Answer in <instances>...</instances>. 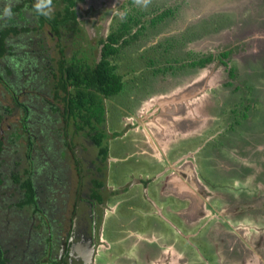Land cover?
I'll return each mask as SVG.
<instances>
[{"label": "rangeland", "instance_id": "1", "mask_svg": "<svg viewBox=\"0 0 264 264\" xmlns=\"http://www.w3.org/2000/svg\"><path fill=\"white\" fill-rule=\"evenodd\" d=\"M15 1L0 0V11ZM116 1L120 0L90 5L98 9L95 20L89 21V29L92 22H100V27L111 24L115 27L122 20L117 13L123 11L125 5L128 13L141 16L146 29L138 41L113 58L123 87L118 95L109 99V118L105 125L101 123L98 127L105 128L104 138L108 139L107 134L114 131L111 122L124 114L128 102L138 100L144 90L149 98L163 103L173 101L174 104L165 106L166 113L175 115L180 111L175 122L180 120L183 125L176 140L162 136L165 142L153 136L154 129V132L148 129L150 135L142 128L144 141L162 149L165 155L153 154L145 145L135 148L140 137L138 132L129 131L112 143L106 141L107 147L110 146L109 181L116 192L106 194L109 198L104 229L107 227V230L102 235L106 241L104 246L111 250L102 246L99 263H109L106 262L109 258L116 264H172L180 259L184 264H264V0H240L234 11L216 6L223 0H217V4L215 0H149L146 7L137 5L136 0L128 4L127 1L115 4ZM252 3L257 5L252 6ZM166 8L170 9V15L152 24L150 19ZM19 13L21 22L31 23L30 10ZM46 27L28 36L42 42L41 38L47 37ZM28 40L17 37L13 42L20 45ZM232 41L238 43L228 49L233 54L224 58L227 66L217 57ZM45 43L51 47L50 56L55 57V39L45 38ZM23 50L27 53L28 48ZM188 50H192L191 53ZM203 51L215 55V59L204 67L184 65L191 56L201 55ZM17 55L19 62L28 57L24 53ZM165 65L172 69L153 71ZM25 66L24 63L21 68ZM230 67L235 68L238 80L228 81L226 70ZM23 75L24 81L28 77L24 85L29 95L22 98L16 94V100L26 101L32 111L29 116L0 82V133L5 136L1 160L16 171L32 168L27 155L29 136L34 133L37 136L31 147L34 149L30 151L32 159L35 156L45 159L48 138L50 134L58 138L61 126L56 113H52L46 103L52 99L48 88L38 90L50 81L49 72L38 66L30 76ZM183 75L184 80L177 79ZM177 102L179 104H175ZM23 114L30 128L35 129V132L30 130L29 135L20 119ZM170 133L172 131L167 130V135ZM7 135L13 136L8 143ZM125 156L127 159L122 160ZM144 178L148 181L142 182ZM6 190L16 193L12 185ZM18 193L21 194L20 189ZM3 200L0 196V207L6 210L8 205L6 208ZM7 211L11 221L19 218L13 210ZM22 211L26 213L27 209L22 208ZM200 211L205 216L190 218ZM6 215L0 217V221L9 218ZM6 226H0V247L5 255L15 246V236L13 232H6ZM157 229H162L165 236L155 235L157 240L150 245H161L162 249L173 243L174 246H169L179 255L177 259L171 257L174 253L171 248L164 259L160 255L144 261V257L139 256V248H144L146 241L132 233L151 238L147 235ZM131 254L133 260L125 263V258H130Z\"/></svg>", "mask_w": 264, "mask_h": 264}, {"label": "flooded vegetation", "instance_id": "2", "mask_svg": "<svg viewBox=\"0 0 264 264\" xmlns=\"http://www.w3.org/2000/svg\"><path fill=\"white\" fill-rule=\"evenodd\" d=\"M110 1L113 0H73L72 3H70V0H56L54 2V13L51 18L37 16L33 9L28 6V0L11 2L13 16L6 20H0V31L4 27L14 26L17 33H9L4 38V55L0 58V76L3 81L0 82L5 84L6 88L10 90L11 97L16 103L23 104V106L26 107L25 109H22L24 114L29 116L30 112H32L30 106L26 104V101L23 99L21 100V98L20 100H16V94L22 95V98L23 96L26 97L29 95V92L25 89L27 85H24L28 77L25 81L22 80L24 73H27L30 76L32 71L36 70L38 66L43 68L44 65H46V70H49L50 66L52 68V65L55 66L52 70H49L50 81L44 85V88L41 87L38 89H43L44 91L46 90L45 88H48V92L52 94L55 85L61 81L60 78L62 73H60V69L58 68L61 61L65 62V60H72V55L77 57L79 61L81 59L82 61H86V63L99 61L101 50L107 41L109 33L116 28L119 22L127 15H132L127 12V5H125L122 9L127 12V15L120 20L115 27L112 24L110 27L109 25H103V27H100V22H92V26L89 29V21L95 20L94 17L97 16L96 13L98 9L94 5L93 7H90V5L93 2L108 3ZM124 1H127L126 4L129 3V0H120L116 1L115 4ZM215 1V4H217V0ZM239 2L240 0H223L222 4L216 6L218 8L222 7V9L234 11L238 7ZM247 5L248 7H251V5ZM256 5V3H252V6ZM66 6H68V12L74 14V23L67 22L62 26H64L63 28H67L68 26H71V24H74V35H70L69 32L62 35L63 31L61 32V35H58L51 31L55 19L57 21L61 18L60 14L56 16L58 10H64ZM24 9L30 10L32 16L30 24L23 23L20 20L21 15L19 12ZM141 20L143 25L140 23L139 26L137 25L136 29L141 30L143 34L146 29V24L144 25L145 21H143L142 18ZM43 26H47V37H42V42H36L37 39L34 40L31 36H28L29 33L34 34V32L41 30ZM23 28H27V30H23ZM28 30L29 32L27 33ZM245 30L246 29L244 28V33ZM245 36H247L246 33ZM17 37H26L30 40L19 45L13 42L14 38ZM45 38L51 40L55 39V57L50 56L51 52L49 50H51V47L45 43ZM136 40L138 41L139 38ZM240 41L241 43L243 42L242 39ZM235 43L238 42L232 41L223 51H227ZM129 45L130 44L127 46ZM127 46H124L122 49ZM20 47H23V49L28 48V51L29 49L31 50L29 53L28 51L26 53L23 49H20ZM61 48H64L62 49V54ZM122 49H120V52ZM191 51L192 50H188V53H191ZM120 52L118 54H120ZM221 52H219L218 55ZM17 53H24L26 56L28 55V57H26L25 60V57H23V61L19 62L18 60L20 58ZM232 54L233 52L229 50L228 56ZM201 55L212 56L213 54H207V52L203 51L201 52ZM213 56L215 57V55ZM228 56H225L224 58H228ZM193 58L194 56H191V59H188L187 62H191ZM30 60L31 63L29 62ZM112 62L115 63L114 61ZM24 63L26 64L25 68H21V65ZM65 63L66 65L68 64V62ZM225 63L223 64L227 65ZM230 68H227L226 70L229 79L228 81L232 82V80H238L235 78L236 76L234 73L230 75ZM115 69L118 72L117 65ZM169 69H172V67H169ZM232 69L235 70V68ZM16 70L17 73L20 74H17ZM19 70L21 72H19ZM167 70L168 69H166V71ZM15 74L16 77L14 78ZM65 77L66 76L64 75V78ZM185 77L186 76L183 75L177 77V79L184 80ZM14 84H16V87L12 86ZM177 84L179 85L178 82ZM66 88L70 90V86H66ZM178 90H181V88ZM59 94L62 95L63 92L60 91ZM146 95L147 94L144 90L143 95L138 97V100L132 99L131 102H128L124 114L111 122L114 131L107 134V136L109 135L108 139L104 138L105 128L102 129V127H98V125L101 123H104L105 125L106 119L109 118L110 113L108 101L110 97L102 98V100L100 99L102 103L101 119L98 122H95L94 119L90 117V121L92 122L90 127L87 125L88 123L84 124L80 118H77V122L74 123L72 116H66L64 118L61 115L59 139L55 138L56 136H53V134H50V137L48 138L49 143L47 144L49 148L47 146L45 147V159L43 157L37 158V156H35V159H32V155L29 154V157L31 158V169L23 168L20 170L19 168H16L17 170H20L16 171L14 168H11L10 165H5L4 161L1 160V156L4 152L3 143H5V136L3 133H0L1 145L3 146L0 151V196L4 198L3 204L6 208L8 205L7 209L13 210V214L15 213V215L19 216L18 219L14 218L13 221H11L8 214L9 211H7V209L3 210L0 207V217L5 216L6 214V216H9V218H3V220L0 221V226L3 227L7 225L6 232H10V234L13 232L15 236L13 241L15 246L10 249L9 254L5 255V252L0 247L1 257L6 259L5 264H100L99 253L102 246L108 251L111 250L110 247L107 248V245L104 246L106 241H104L102 235L107 228L105 227L104 229V221L106 220L105 212L107 211L106 204L109 198L106 197V194H113L116 192L114 187L109 188L110 185H114L109 181L110 146L107 147L106 141L112 143L113 139L123 137L129 131H132V133L138 132V136H140L138 138V143H140V140L142 139V143L154 153L152 146L147 144L148 142L143 139L144 128L147 131H149L148 129L151 131L154 129L156 133L153 131V136L156 138L159 137V141L163 140L161 138L162 136L165 138L173 137L176 140L177 136L182 132L180 130L183 125L182 122L180 120L177 123L175 122L176 115L180 114V111L176 109L177 112H175V115L172 113H166L167 110L165 109V106L174 104L173 101L163 103L153 97L149 98ZM33 97L35 98L37 95H33ZM154 99L156 101H154ZM50 101H52V99ZM59 103L61 105L58 103L56 104H58L59 107H62V102ZM175 104H179V102ZM174 107L176 108V105H174ZM61 110L64 112L63 108ZM24 114L20 119L21 121L26 120V122H28V119L27 117H24ZM85 114L86 113H84V115ZM125 116L128 117V119H124ZM30 130L33 132L35 129L33 127L32 129L30 128ZM167 130H171L172 133L167 135ZM100 133H102V136L99 135ZM9 136L7 135V143L11 141ZM98 137L101 138L100 141L95 140V138ZM32 138L33 140L37 138L35 133L32 134ZM162 142H165V140ZM104 146L106 147V151L103 148ZM136 147L138 148V145H136L135 148ZM33 149L34 147L31 148L30 151H33ZM124 149H127V147ZM157 150L160 153L162 149ZM160 154L165 155L163 151ZM127 157L128 156H125L122 160H126ZM143 161L146 163V160ZM42 166L44 167V170ZM25 169H28L30 172L28 175L32 181L34 194V201L23 208L27 209L26 213H24V211L18 206V203L23 197H25V195L21 189L20 181L14 179L15 173L26 175ZM147 177L151 178L149 176ZM143 181H148V179L144 178L142 182ZM10 185L16 189L15 194H10L9 191L6 190ZM18 189H20L21 194L18 193ZM203 216H205L204 212L200 211L198 214L195 213L191 215L190 218H202ZM203 222L208 221H202V223ZM259 240L260 238L256 239L257 243ZM108 261L109 263L106 264L117 263L115 260L112 261L107 258L106 262Z\"/></svg>", "mask_w": 264, "mask_h": 264}, {"label": "trees", "instance_id": "3", "mask_svg": "<svg viewBox=\"0 0 264 264\" xmlns=\"http://www.w3.org/2000/svg\"><path fill=\"white\" fill-rule=\"evenodd\" d=\"M55 1L56 0H53V3ZM132 1L133 0H129V2ZM72 2L73 0H70V3ZM32 4L33 0H28V6L32 8ZM169 13H171L170 9L166 8L162 12H159L158 14L153 16L150 19V22L153 24L162 17L170 15ZM59 14L61 18L57 21L55 19L52 24L51 31L58 35H61L62 31V35L66 34L67 32H69L70 35H74V24H71V26H68L67 28H63L64 26H62L67 22L74 23V14L72 12H68V6H66L64 10L60 11L59 9L56 16H58ZM41 21L43 20L41 19ZM140 23H142L141 16L135 17L132 15H127L122 21H120L117 27L109 33V36H107V41L105 42L101 50V57L99 61L86 63V61H82L80 59V62L77 57H74V55H72V60H65V62H68L67 65L64 61H61V63L59 64L60 66H58V68L60 69V73H62L60 78L61 81L58 82L57 85H55V89L53 88V92L51 94L52 101H46L52 113H56L57 122H61V115L64 118L69 115L73 117L74 123L77 122V118H80L84 124L88 123L87 125H89L90 127L92 125L90 117L93 118L95 122H98L101 119L102 103L100 99L102 100V98H111L113 95L118 94L123 87L122 76L116 71V64L112 62L113 58L119 55L118 53L120 52V49H122L124 46H127L128 44L133 43L140 37V34H142L141 30L136 29L137 25L139 26ZM23 30H27V28H23ZM9 33H17L16 28L14 26H7L0 31V58L4 55V38ZM62 49L64 48H61V54L63 53ZM228 54L229 50L223 51L218 55L217 59H219L220 62L225 63L224 57L228 56ZM214 59L215 57L213 55H198L194 56L191 62H187L184 65L204 67ZM169 67V65L157 66L156 68H154V71L165 72L166 69H169ZM44 68L46 69V65H44ZM49 70L46 71L49 72ZM233 73L234 70L230 68V75H232ZM64 75L66 76L65 78ZM0 81H3L1 76ZM113 82L116 84H114ZM66 86H70V90L67 89ZM60 91L63 92L62 95L59 94ZM56 102H62L63 106L59 107ZM16 104L23 109L26 108L25 106H23V104ZM62 108L64 112H62ZM84 113L86 114L84 115ZM26 117L27 116H25V118ZM56 118H54V120ZM22 122L23 126L26 128V133L29 135L30 124L26 122V120H23ZM99 135L102 136V133H100ZM10 136L9 138L11 139L13 136ZM95 140L100 141L101 138L98 137L95 138ZM1 144L2 142L0 140V151L1 148H3ZM32 144L33 138L30 136L28 139V156L29 154L31 155L30 149L32 147ZM103 148L106 151V147L104 146ZM25 172L26 175H23L21 173L14 175V179L20 181L21 189L23 191V194L25 195V197H23L22 200L18 203V206L19 208H21V210L22 208L26 207V205L34 201L32 181L30 176L28 175L30 172L28 171V169H25ZM5 261L6 259L2 258L0 253V264H5Z\"/></svg>", "mask_w": 264, "mask_h": 264}, {"label": "crops", "instance_id": "4", "mask_svg": "<svg viewBox=\"0 0 264 264\" xmlns=\"http://www.w3.org/2000/svg\"><path fill=\"white\" fill-rule=\"evenodd\" d=\"M147 134H150V133L148 132ZM140 141H141L140 143H138V141H137L138 148L144 147V145H145L144 143H142L143 142L142 139ZM140 144H141V146H140ZM147 144H149V142ZM153 146L155 147L154 144H153ZM153 146H152V148L154 149V151H153L154 153L153 154H156V155L159 156L160 153L157 150V147L154 148ZM123 148H125V147H123ZM119 155H121V154H114V156H119ZM116 160H118V159L116 158ZM119 160H121V159H119ZM178 174H180V172H178ZM149 234L150 235H147V236H152L151 238H148V237L143 236V235H137L136 233H134V234L132 233V235L135 236L136 238L139 237V238L144 239L146 241V243H145L146 245L143 246L144 248H139V251L141 252V255H139V256L144 257V261L148 260V259H151L154 256L159 258V256L161 255L163 257L164 254H166L167 251H169L168 248H171L169 245L171 244V246H174L173 243H170V244H166V246L164 245L165 247L160 249L161 245H159L160 247L159 246H155V245H149V244H152V242L155 243V241L157 240L155 235L158 236L160 234L161 236L162 235L165 236V232L163 230L161 231V229H160V230H156V231H151ZM137 240H138V242H136V243H139L140 242L139 239H137ZM172 242H173V240H172ZM157 243H159V240L157 241ZM160 244H162V243L160 242ZM163 244H164V242H163ZM171 250L174 252L173 248H171ZM139 251H138V253H139ZM176 256L178 257L179 255L177 253H175V252L171 254V257H173V258L174 257L176 258ZM163 259H164V257H163ZM126 260H133V254L130 255V258H125V263H126ZM174 262L175 261H173L172 264H174ZM142 264H144V263H142ZM157 264H159V263H157ZM175 264H184V263L180 259V260H176Z\"/></svg>", "mask_w": 264, "mask_h": 264}, {"label": "clouds", "instance_id": "5", "mask_svg": "<svg viewBox=\"0 0 264 264\" xmlns=\"http://www.w3.org/2000/svg\"><path fill=\"white\" fill-rule=\"evenodd\" d=\"M137 5L146 7L149 0H136ZM32 9L37 16H43L45 18H51L54 13L53 0H33ZM118 16L123 19L126 15V11H119ZM13 16L11 2L6 4L2 11H0V20H6ZM121 92V91H120Z\"/></svg>", "mask_w": 264, "mask_h": 264}, {"label": "bare ground", "instance_id": "6", "mask_svg": "<svg viewBox=\"0 0 264 264\" xmlns=\"http://www.w3.org/2000/svg\"><path fill=\"white\" fill-rule=\"evenodd\" d=\"M13 9V8H12ZM164 14V13H163ZM160 15H161V13H160ZM100 18V17H99ZM41 20V19H40ZM142 24V23H141ZM3 32V31H2ZM1 36V35H0ZM109 36V35H108ZM134 36V35H133ZM136 38V37H135ZM217 38V37H216ZM40 44V43H39ZM58 44V43H57ZM110 45V44H109ZM10 47V46H9ZM177 56V55H176ZM23 57V56H22ZM49 59V58H48ZM41 63V62H40ZM58 65V64H57ZM84 65V64H83ZM6 69V68H5ZM154 71V70H153ZM107 75V74H106ZM102 80V79H101ZM118 82V81H117ZM114 83V82H113ZM114 84H116V83H114ZM104 85V84H103ZM106 85V84H105ZM109 85V84H108ZM108 87V86H107ZM119 87V86H118ZM134 88V87H133ZM114 89V88H113ZM27 92V91H26ZM57 93V92H56ZM108 94V93H107ZM99 98V97H98ZM73 99V98H72ZM80 99V98H79ZM65 101V100H64ZM105 102V101H104ZM76 103V102H75ZM25 105V104H24ZM101 105V104H100ZM253 105V104H252ZM54 106V105H53ZM109 106V105H108ZM27 111V110H26ZM60 112V111H59ZM69 116V115H68ZM68 118V117H67ZM258 122V121H257ZM41 125V124H40ZM259 125V124H258ZM198 126V125H197ZM16 132V131H15ZM43 133V132H42ZM97 133H99V132H97ZM96 134V133H95ZM191 135V134H190ZM60 136V135H59ZM30 137V136H29ZM59 139V138H58ZM169 140V139H168ZM132 143V142H131ZM27 146V145H26ZM229 146V145H228ZM228 148V147H227ZM239 151H241V150H239ZM244 151V150H243ZM238 152V151H237ZM102 157V156H101ZM174 157V156H173ZM190 158V157H189ZM250 159V158H249ZM258 160V159H257ZM26 162V161H25ZM108 167V166H107ZM186 170V169H185ZM32 171V170H31ZM260 171V170H259ZM16 174V173H15ZM13 176V175H12ZM108 176V175H107ZM78 177V176H77ZM94 182V181H93ZM31 184V183H30ZM29 185V184H28ZM147 186V185H146ZM259 186V185H258ZM13 187V186H12ZM113 187V186H112ZM28 189V188H27ZM30 189H32V188H30ZM28 191V190H27ZM222 191V190H221ZM92 194V193H91ZM90 195V194H89ZM97 195V194H96ZM97 198V197H96ZM32 200V199H31ZM168 200V199H167ZM26 201H27V199H26ZM151 203V202H150ZM172 203V202H171ZM21 206V205H20ZM243 216V215H242ZM244 220V219H243ZM244 227V226H243ZM70 229V228H69ZM152 244H153V242H152ZM159 244V243H158ZM150 245V244H149ZM41 247H43V246H41ZM12 248V247H11ZM156 248V247H155ZM238 253V252H237ZM49 254V253H48ZM108 255V254H107ZM140 258V257H139ZM241 258V257H240ZM29 263V262H28ZM35 263V262H34ZM142 264V263H141Z\"/></svg>", "mask_w": 264, "mask_h": 264}]
</instances>
